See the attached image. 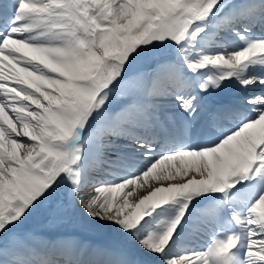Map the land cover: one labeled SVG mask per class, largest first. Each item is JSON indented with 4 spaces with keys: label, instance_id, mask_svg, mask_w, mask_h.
<instances>
[{
    "label": "snow or ice",
    "instance_id": "obj_1",
    "mask_svg": "<svg viewBox=\"0 0 264 264\" xmlns=\"http://www.w3.org/2000/svg\"><path fill=\"white\" fill-rule=\"evenodd\" d=\"M257 86L264 0H0V264H264Z\"/></svg>",
    "mask_w": 264,
    "mask_h": 264
},
{
    "label": "rangeland",
    "instance_id": "obj_2",
    "mask_svg": "<svg viewBox=\"0 0 264 264\" xmlns=\"http://www.w3.org/2000/svg\"><path fill=\"white\" fill-rule=\"evenodd\" d=\"M238 87L231 84L224 87L225 91L219 98L221 100H215L217 103L225 104L227 101L233 102L239 98H242L249 93H246L239 85ZM261 89V88H260ZM252 89V92L259 93L262 90ZM264 91V89H263ZM225 97V98H224ZM223 101V102H222ZM26 231H35L41 234H79L84 238H88L91 241L101 244H106L108 236L105 234V229H100L94 226H90L86 223L79 214L67 215L61 219H54L47 213H41L32 217L24 226ZM76 231V232H75ZM107 238V239H106ZM102 240V241H101Z\"/></svg>",
    "mask_w": 264,
    "mask_h": 264
},
{
    "label": "bare ground",
    "instance_id": "obj_3",
    "mask_svg": "<svg viewBox=\"0 0 264 264\" xmlns=\"http://www.w3.org/2000/svg\"><path fill=\"white\" fill-rule=\"evenodd\" d=\"M232 86H237V84H235V83H233V84H231V87ZM225 91V89L223 88L222 90H220L219 92H217V93H215L214 95H213V97H212V99L215 101V100H220L221 98H219L221 95H222V93ZM225 98V97H224ZM223 102V101H222ZM224 103V102H223ZM223 103H221V104H223ZM230 103V102H229ZM225 104H228V101L225 103ZM206 117H205V115L204 114H201V116L200 117H198L197 119L199 120V119H205ZM195 123V122H194ZM76 232V231H75ZM37 233H39L38 231H37ZM42 237H44L45 239H53V238H55V239H60V238H69V239H72V240H75V241H79V242H82V243H84V244H88V245H99L98 243H95V242H93V241H91L90 239H86V238H84V237H82L81 235H77V234H49V235H46V234H41V233H39ZM103 235H106V236H108V240H107V242H106V244H108V243H110L111 242V239H110V236L108 235V230L107 229H105V234H103ZM194 235H195V238L192 240V242H191V245H194V247H197V246H201V245H204L205 243H206V241L208 240V234L207 233H203L202 231L201 232H196V233H194ZM203 235V236H202ZM206 236V237H205ZM107 239V238H106ZM203 240H204V242L205 243H200V242H203ZM102 241V240H101ZM101 245H105V244H101Z\"/></svg>",
    "mask_w": 264,
    "mask_h": 264
}]
</instances>
